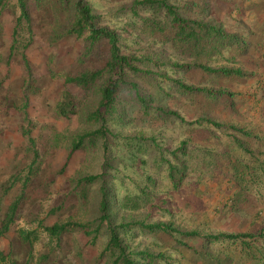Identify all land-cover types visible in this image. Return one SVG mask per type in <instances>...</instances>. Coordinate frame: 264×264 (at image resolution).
<instances>
[{
  "label": "rangeland",
  "instance_id": "374dc122",
  "mask_svg": "<svg viewBox=\"0 0 264 264\" xmlns=\"http://www.w3.org/2000/svg\"><path fill=\"white\" fill-rule=\"evenodd\" d=\"M49 1L48 6L40 0L30 1L34 43L26 54L32 79L42 87L30 94L29 117L34 124L33 137L38 140L56 133L74 137L100 126L90 120L98 105L100 84L90 89L64 85L65 74L78 64L85 49V36H67L72 8ZM85 1L98 17L99 26L117 31L122 53L144 61L137 64L141 73H127L114 115L106 122L110 133L95 147L76 152L65 169L69 143L44 159L46 163L25 191L16 220L0 238V252L17 264H108V257L102 256L108 241L105 230L91 245L77 233L52 240L39 227L42 221L50 226L69 220L96 226L105 190L113 225H131L122 230L121 237L137 264H264V236L245 253L240 244L181 241L177 236L133 226L136 222L164 223L180 232L198 231L202 236L264 232V0H168L183 17L219 23L237 38L222 56H206L200 61L175 49L170 41L171 19L164 9L134 6L141 0ZM16 16L5 9L0 17V52L5 53L4 44L12 41ZM195 62L239 70L243 76L210 75L199 67L180 70L174 66H194ZM9 71L7 84L26 75L18 64ZM6 72L0 63L1 76ZM177 82L203 92H185ZM65 91L73 94L77 104L76 114L69 119L59 117L54 110ZM170 112L176 115H168ZM0 136L13 148L24 144L14 118L4 121L1 111ZM186 141L187 147L178 157L188 166V173L180 191L175 192L167 161L173 162L171 153ZM28 163L21 153L19 167L23 169ZM244 165L250 171L244 169L246 176H241L239 185L236 168ZM90 176L102 178L78 185ZM9 177L0 176V183ZM21 184L18 182L14 190L17 197ZM240 189L244 195L238 210L227 216L213 213L229 190L233 194ZM11 200L1 198L4 206ZM22 230L37 232L32 246L22 240ZM142 253L155 260L146 263ZM159 254L163 257L158 258Z\"/></svg>",
  "mask_w": 264,
  "mask_h": 264
},
{
  "label": "trees",
  "instance_id": "16d2710c",
  "mask_svg": "<svg viewBox=\"0 0 264 264\" xmlns=\"http://www.w3.org/2000/svg\"><path fill=\"white\" fill-rule=\"evenodd\" d=\"M0 0V17L5 9H9L15 15L14 28L12 32V41L7 46L6 52H0V63H3L7 68L5 75L0 74V111L4 121L14 118L18 130L24 138V144L21 147L13 148L12 144H7L5 139L0 136V176H10L9 180L0 183V238L5 236L11 225L17 218L21 202L24 198L25 191L32 181V178L37 175L40 167L44 165V159L57 150L67 147L69 143V159L66 163L67 167L71 157L81 149L86 147H95L96 142L105 138L109 134L106 127L108 118H112L116 110L118 94L121 87L126 83L125 78L127 73H141L137 66L143 63L138 58L122 53L120 38L117 31L108 27L98 25V17L94 14L91 6L85 0H54V5H61L63 8L71 7L73 15L71 22L68 24L65 34L67 36H75L81 38L85 36V49L78 60V64L64 76V85H73L81 89H90L100 84L99 100L95 111L90 115V120L99 124V128L92 131H86L74 137H67L64 133H56L42 137L40 140L33 137L34 124L29 117L30 94L41 89L42 86L36 84L32 79L33 75L30 72V62L27 57V51L34 43V24L30 13L31 0ZM45 6L51 4L49 0H40ZM10 6V7H9ZM134 6L139 7H159L166 11L167 16L171 19V27L173 36L170 41L173 43L178 52L189 53L197 60L202 58L208 59L216 56H222L223 50L232 47L236 44L237 38L226 32L224 27L215 22H206L200 19H187L168 3V0H141L135 2ZM18 10V11H17ZM3 23L0 20V34L3 32ZM194 63V66L189 64H174L180 70L199 67L203 72L210 75L223 76H243L239 70L212 68L203 64ZM13 64L22 65L26 70V75L22 78L10 81V68ZM177 85L188 93H200L202 89H197L190 86H185L180 82ZM211 93V92H206ZM226 95L225 92H221ZM228 95V94H227ZM144 101V100H143ZM50 105L49 100L46 101ZM76 101L71 92L65 91L60 101H58L54 110L55 113L64 119H69L76 114ZM163 112V110H161ZM168 115L175 116L173 112ZM207 124L214 128H221V125L212 121L206 120ZM229 130L234 132L247 133L244 130L234 126H228ZM246 136L249 133L245 134ZM188 142H182L181 146L171 153L173 162L168 160V178L172 189L175 192L180 191L183 181L188 173V166L179 162V153H183ZM245 151L247 149L245 147ZM8 153V154H7ZM28 160V165L21 169L18 165V156L20 154ZM43 153V155H42ZM244 169L250 171V167L246 165L236 168L238 173L237 183L241 185V176H246ZM101 176H90L81 179L78 185L83 183H93ZM18 182L22 184L20 196H16L14 190ZM85 194L83 193V196ZM244 192L240 190H229L228 195L219 202L218 207L213 211L214 214L227 216L232 211L238 210L242 204ZM3 197H12L8 206H4L1 202ZM134 209L137 206H132ZM98 224H93L69 221H58L54 225H46L45 222H40L39 227L49 235L52 240L61 241V238L66 234H82L91 245L95 244L101 230H105L108 234V241L103 251L102 256L108 257V264H137L134 255L131 254L121 237L122 230H128L126 227L131 225L115 226L112 223L111 215L109 214V203L105 190H102V198L99 205ZM96 223V222H95ZM133 226H138L144 231L161 232L163 234L177 236L182 239H200L205 245L215 243L229 242L231 244H240L245 253L249 252L252 243L257 241L259 237L264 236V232L257 235L253 233L246 234H200L198 231L180 232L172 225L158 223L146 224L144 222H136ZM37 232H29L22 230L20 236L28 245L37 240ZM182 247L187 245L179 242ZM141 258L146 263H151L155 260L154 256L142 253ZM139 257V256H138ZM163 254H159L158 258H162ZM264 261V260H263ZM0 264H17L9 255L0 252ZM29 264V263H26Z\"/></svg>",
  "mask_w": 264,
  "mask_h": 264
}]
</instances>
